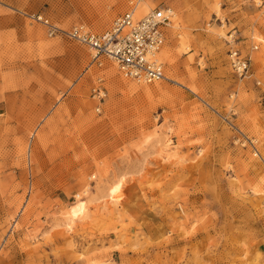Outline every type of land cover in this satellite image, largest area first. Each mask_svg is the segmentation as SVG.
<instances>
[{
  "label": "rangeland",
  "instance_id": "1",
  "mask_svg": "<svg viewBox=\"0 0 264 264\" xmlns=\"http://www.w3.org/2000/svg\"><path fill=\"white\" fill-rule=\"evenodd\" d=\"M145 1L175 12L150 83L37 18L126 0H0V264H264V0Z\"/></svg>",
  "mask_w": 264,
  "mask_h": 264
},
{
  "label": "built area",
  "instance_id": "2",
  "mask_svg": "<svg viewBox=\"0 0 264 264\" xmlns=\"http://www.w3.org/2000/svg\"><path fill=\"white\" fill-rule=\"evenodd\" d=\"M143 0H126L127 7L118 13L111 26L102 32L88 29L82 23L60 28L47 18H37L46 25L49 35L61 33L69 39L85 44L93 60L102 56L112 59L120 73L136 82H153L164 78L163 62L158 54L167 39V27L172 18V8L156 3L145 13L134 14L135 4ZM231 66L238 75L249 71V58L240 55L236 48L230 50ZM98 100L105 91L95 88ZM99 106H97V109Z\"/></svg>",
  "mask_w": 264,
  "mask_h": 264
},
{
  "label": "bare ground",
  "instance_id": "3",
  "mask_svg": "<svg viewBox=\"0 0 264 264\" xmlns=\"http://www.w3.org/2000/svg\"><path fill=\"white\" fill-rule=\"evenodd\" d=\"M144 2H146L145 0H143V1H141V2H137L136 4H135V10H134V14L135 15H137L138 16V13H137V10L140 8V11H139V13L140 14H143V13H145L146 11H144V12H142L141 11V8L143 7V6H141L142 5V3H144ZM150 8V7H149ZM173 10V9H172ZM175 16V12L174 11H172V16H171V18H172V20H171V22H170V26L171 25H173L174 26V28H175V25L173 24V22H174V19H173V17ZM42 17V16H41ZM43 18V17H42ZM165 44V43H164ZM163 47H164V45L162 46V48H161V50L159 51V54L161 53V51H162V49H163ZM158 54V56H159V58H160V55ZM163 62V61H162ZM163 70H164V65H163ZM164 78H168L166 75H165V73H164ZM162 79V78H161ZM169 79V78H168ZM160 80V79H159ZM156 82H158V80H155ZM154 82V81H153ZM142 83H148V82H142ZM99 109V108H98Z\"/></svg>",
  "mask_w": 264,
  "mask_h": 264
}]
</instances>
